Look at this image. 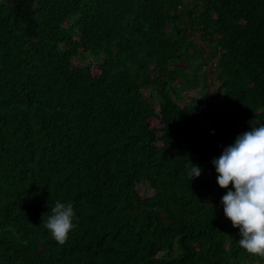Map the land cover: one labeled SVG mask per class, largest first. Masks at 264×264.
Segmentation results:
<instances>
[{
    "label": "trees",
    "instance_id": "1",
    "mask_svg": "<svg viewBox=\"0 0 264 264\" xmlns=\"http://www.w3.org/2000/svg\"><path fill=\"white\" fill-rule=\"evenodd\" d=\"M255 120L264 0H0V264H264L212 164Z\"/></svg>",
    "mask_w": 264,
    "mask_h": 264
},
{
    "label": "clouds",
    "instance_id": "2",
    "mask_svg": "<svg viewBox=\"0 0 264 264\" xmlns=\"http://www.w3.org/2000/svg\"><path fill=\"white\" fill-rule=\"evenodd\" d=\"M199 99V98H198ZM251 130L239 134L232 145L212 160L216 183L229 189L221 197L224 216L239 229L238 245L250 256L264 260V124L249 122ZM188 179L201 175V168L188 161ZM71 203L57 201L44 227L51 238L63 246L76 228Z\"/></svg>",
    "mask_w": 264,
    "mask_h": 264
},
{
    "label": "rangeland",
    "instance_id": "3",
    "mask_svg": "<svg viewBox=\"0 0 264 264\" xmlns=\"http://www.w3.org/2000/svg\"><path fill=\"white\" fill-rule=\"evenodd\" d=\"M91 57L89 56L88 59H90Z\"/></svg>",
    "mask_w": 264,
    "mask_h": 264
}]
</instances>
